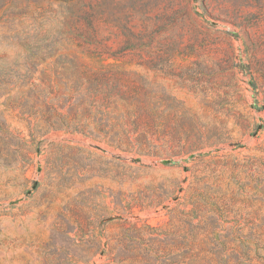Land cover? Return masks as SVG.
<instances>
[{
  "label": "rangeland",
  "instance_id": "1",
  "mask_svg": "<svg viewBox=\"0 0 264 264\" xmlns=\"http://www.w3.org/2000/svg\"><path fill=\"white\" fill-rule=\"evenodd\" d=\"M0 264H264V0H0Z\"/></svg>",
  "mask_w": 264,
  "mask_h": 264
}]
</instances>
